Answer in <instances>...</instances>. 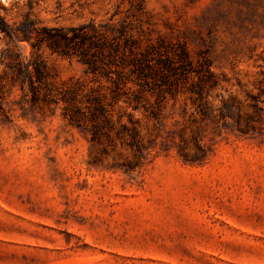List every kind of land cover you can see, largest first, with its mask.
<instances>
[{
    "label": "rangeland",
    "instance_id": "374dc122",
    "mask_svg": "<svg viewBox=\"0 0 264 264\" xmlns=\"http://www.w3.org/2000/svg\"><path fill=\"white\" fill-rule=\"evenodd\" d=\"M143 1L136 11L128 0H0V16L10 26L29 14L38 27H69L136 13L143 37L184 41L211 60L212 108L232 96L253 113L264 0ZM8 41L0 31V60L30 57L27 41ZM39 53L53 81L90 80L77 58ZM20 95L0 90V264H264V112L242 134L217 111L202 116L195 95H149L154 115L116 110L137 122L148 148L134 155L92 142L60 107L23 111Z\"/></svg>",
    "mask_w": 264,
    "mask_h": 264
},
{
    "label": "trees",
    "instance_id": "16d2710c",
    "mask_svg": "<svg viewBox=\"0 0 264 264\" xmlns=\"http://www.w3.org/2000/svg\"><path fill=\"white\" fill-rule=\"evenodd\" d=\"M128 1L136 11L143 9V0ZM135 20H140L139 16L132 13L119 20L111 16L76 26L38 27L29 14L15 26L0 16V31L8 37L7 45L27 41L33 49L26 60L13 56L0 60L4 65L0 90L5 85L18 89L20 108L26 112L44 113L52 106L60 107L62 118L89 134L92 142H105L112 147L119 143L134 155H141L148 148L137 122L130 114L123 122V114H117L116 110L127 107L135 110L141 106L154 115L149 95L164 100L186 92L196 96L194 101L202 116L217 111L222 120L232 118L242 134L254 130V121L260 119L256 117L264 112L260 105L264 103V84L258 95H249L246 109L251 108L253 113L242 111V105L232 96H220V106L212 108L205 98L218 84L211 60L200 54L194 57L184 41L143 37L135 31ZM43 47L77 58L85 67V74L91 76L90 80L71 77L53 81L39 53ZM196 148L199 149L198 144Z\"/></svg>",
    "mask_w": 264,
    "mask_h": 264
}]
</instances>
